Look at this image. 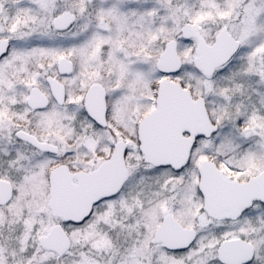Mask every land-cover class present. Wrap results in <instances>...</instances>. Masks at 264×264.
I'll return each mask as SVG.
<instances>
[{
  "label": "snow or ice",
  "instance_id": "1",
  "mask_svg": "<svg viewBox=\"0 0 264 264\" xmlns=\"http://www.w3.org/2000/svg\"><path fill=\"white\" fill-rule=\"evenodd\" d=\"M0 264H264V0H0Z\"/></svg>",
  "mask_w": 264,
  "mask_h": 264
}]
</instances>
